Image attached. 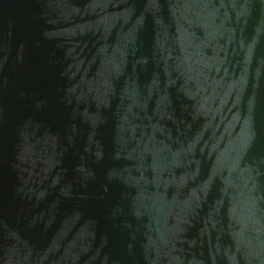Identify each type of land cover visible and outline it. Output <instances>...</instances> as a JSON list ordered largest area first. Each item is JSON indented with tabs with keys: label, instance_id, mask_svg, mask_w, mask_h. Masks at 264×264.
I'll return each instance as SVG.
<instances>
[{
	"label": "water",
	"instance_id": "water-1",
	"mask_svg": "<svg viewBox=\"0 0 264 264\" xmlns=\"http://www.w3.org/2000/svg\"><path fill=\"white\" fill-rule=\"evenodd\" d=\"M0 264H264V0H0Z\"/></svg>",
	"mask_w": 264,
	"mask_h": 264
}]
</instances>
